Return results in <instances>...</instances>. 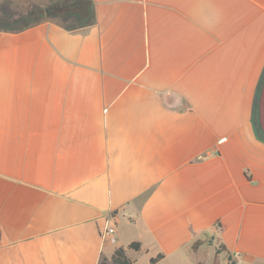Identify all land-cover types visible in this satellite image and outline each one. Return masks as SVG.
Here are the masks:
<instances>
[{"label": "crops", "instance_id": "0c3cea01", "mask_svg": "<svg viewBox=\"0 0 264 264\" xmlns=\"http://www.w3.org/2000/svg\"><path fill=\"white\" fill-rule=\"evenodd\" d=\"M89 2L0 0V264H264V0Z\"/></svg>", "mask_w": 264, "mask_h": 264}, {"label": "trees", "instance_id": "16d2710c", "mask_svg": "<svg viewBox=\"0 0 264 264\" xmlns=\"http://www.w3.org/2000/svg\"><path fill=\"white\" fill-rule=\"evenodd\" d=\"M89 0H79V4L75 7L73 6H65L61 8V10H72L76 11L80 18H83L87 15L88 13V5H89ZM129 248H132L134 250H139L140 249V243L138 241H132L128 244ZM162 255L158 254L156 257L150 258V262H154L157 259H159ZM111 262L112 264H133V261L125 254V249L122 246L117 247L112 255H111ZM98 264H107L106 258L102 257L99 261Z\"/></svg>", "mask_w": 264, "mask_h": 264}, {"label": "rangeland", "instance_id": "374dc122", "mask_svg": "<svg viewBox=\"0 0 264 264\" xmlns=\"http://www.w3.org/2000/svg\"><path fill=\"white\" fill-rule=\"evenodd\" d=\"M37 17L36 12L33 13L32 15H30L29 17L20 20L19 22L13 24V27H22L24 25H28L30 23H32ZM220 250V249H218ZM202 253H203V259H204V263L205 264H212V255H213V251L211 249H202ZM229 262L227 261V259H225L224 255H220V257L217 258V261L214 264H228ZM107 264H112V262H108ZM136 264H147L144 257H139ZM189 264H197V263H189Z\"/></svg>", "mask_w": 264, "mask_h": 264}, {"label": "built area", "instance_id": "2783aa9c", "mask_svg": "<svg viewBox=\"0 0 264 264\" xmlns=\"http://www.w3.org/2000/svg\"><path fill=\"white\" fill-rule=\"evenodd\" d=\"M104 242L115 243L117 238V230L114 224H109L100 232Z\"/></svg>", "mask_w": 264, "mask_h": 264}, {"label": "water", "instance_id": "95a60500", "mask_svg": "<svg viewBox=\"0 0 264 264\" xmlns=\"http://www.w3.org/2000/svg\"><path fill=\"white\" fill-rule=\"evenodd\" d=\"M259 109H260V115H259L260 127L264 131V88L262 89L261 92Z\"/></svg>", "mask_w": 264, "mask_h": 264}]
</instances>
